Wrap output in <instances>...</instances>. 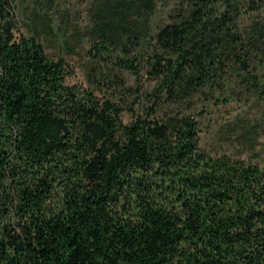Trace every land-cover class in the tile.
<instances>
[{"label": "trees", "instance_id": "obj_1", "mask_svg": "<svg viewBox=\"0 0 264 264\" xmlns=\"http://www.w3.org/2000/svg\"><path fill=\"white\" fill-rule=\"evenodd\" d=\"M97 8L102 39L125 16L110 0ZM184 10L147 62L163 94L124 123L104 88L72 83L36 31L20 33L16 0H0V264H264V165L203 149L192 114L153 117L234 78L263 96L264 0Z\"/></svg>", "mask_w": 264, "mask_h": 264}, {"label": "rangeland", "instance_id": "obj_2", "mask_svg": "<svg viewBox=\"0 0 264 264\" xmlns=\"http://www.w3.org/2000/svg\"><path fill=\"white\" fill-rule=\"evenodd\" d=\"M106 1L16 0L20 33L32 35L36 31L46 53L68 63L74 72L72 83L104 88L99 95L122 107L121 118L130 123L137 116H148L147 109L163 94L152 97L159 80L149 73L147 62L158 51V32L184 13L186 0H110L114 7L120 6L125 18L122 24L121 17L108 20L113 31L101 39L95 31L99 26L96 11ZM98 43L103 46L101 53L95 48ZM134 58L136 73L126 68V60ZM117 79H122L123 88ZM236 80L224 91L203 99L197 97L189 106L159 104L153 117H162L165 107L192 114L201 121L203 149L263 166L264 93L262 97L245 93ZM120 88L125 90L122 98Z\"/></svg>", "mask_w": 264, "mask_h": 264}]
</instances>
